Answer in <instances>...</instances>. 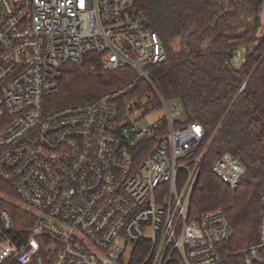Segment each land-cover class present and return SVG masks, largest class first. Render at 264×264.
<instances>
[{"label": "built area", "instance_id": "obj_1", "mask_svg": "<svg viewBox=\"0 0 264 264\" xmlns=\"http://www.w3.org/2000/svg\"><path fill=\"white\" fill-rule=\"evenodd\" d=\"M141 1L0 0V186L25 213L19 227L0 208V264H264V196L258 239L242 249L230 243L223 210L190 215L214 135L205 143L201 124L179 125L176 105L157 90L151 67L169 55L136 13ZM89 54L134 78L49 110L67 66L81 67ZM246 58L237 48L230 63ZM142 84L164 109L160 137L158 126L124 121V102ZM212 172L232 192L247 174L230 153Z\"/></svg>", "mask_w": 264, "mask_h": 264}, {"label": "trees", "instance_id": "obj_2", "mask_svg": "<svg viewBox=\"0 0 264 264\" xmlns=\"http://www.w3.org/2000/svg\"><path fill=\"white\" fill-rule=\"evenodd\" d=\"M263 9L264 0H142L136 8L169 55L167 62L151 67L157 90L164 100L183 105L187 121L179 125L201 124L205 143L214 135L190 201V215L223 210L234 230L230 243L238 249L258 239L259 201L264 196ZM237 48L247 50L240 68L230 63ZM133 78L131 70H106L100 56L89 54L81 67L67 66L59 91L47 100L48 109L92 101ZM152 91L142 84L124 103ZM157 126L156 137L167 132L164 119ZM224 153L239 159L247 170L236 192L212 172ZM0 191L16 197L5 186ZM0 208L10 210L24 227L22 210L2 200Z\"/></svg>", "mask_w": 264, "mask_h": 264}, {"label": "rangeland", "instance_id": "obj_3", "mask_svg": "<svg viewBox=\"0 0 264 264\" xmlns=\"http://www.w3.org/2000/svg\"><path fill=\"white\" fill-rule=\"evenodd\" d=\"M262 23L264 25V9L261 14ZM263 32V31H262ZM243 49V48H242ZM246 49V48H244ZM250 50L253 49V46H250ZM243 63L235 64L237 68H240V66ZM153 90V89H152ZM176 105V108L179 112V121L182 123H185L187 121L185 111L183 108V105L176 101H171ZM159 99L156 95V92L154 90L152 93H148L144 95L140 100H135L134 102H129L125 113H124V121L128 123L129 126H132L133 128L137 130L141 129H152L154 126H157L160 124V122L165 117V112L162 106H159ZM0 196L6 200L8 204H11L12 206H19L21 205L20 201H17V198L11 194H8L6 192L1 193Z\"/></svg>", "mask_w": 264, "mask_h": 264}]
</instances>
